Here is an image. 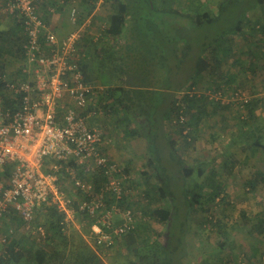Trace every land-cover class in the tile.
Returning a JSON list of instances; mask_svg holds the SVG:
<instances>
[{"label": "built area", "instance_id": "1", "mask_svg": "<svg viewBox=\"0 0 264 264\" xmlns=\"http://www.w3.org/2000/svg\"><path fill=\"white\" fill-rule=\"evenodd\" d=\"M41 1L0 2V17L14 18L27 39L21 78L4 80L0 91V229L18 218L42 244L49 233L39 214L53 208L62 232L77 231L102 258L148 222L129 170L111 157L112 140L91 122L102 119L106 88L88 81L81 42L87 36L98 41L109 26L80 21L72 7L74 29L59 38L40 13ZM185 93L190 89L179 99ZM211 98L243 107L249 102L240 91L228 102L223 92ZM9 237L0 235V243L8 246Z\"/></svg>", "mask_w": 264, "mask_h": 264}, {"label": "rangeland", "instance_id": "2", "mask_svg": "<svg viewBox=\"0 0 264 264\" xmlns=\"http://www.w3.org/2000/svg\"><path fill=\"white\" fill-rule=\"evenodd\" d=\"M111 1L73 0L70 4V0H68L65 6H56L57 15L60 10L62 17L59 23V25H62L61 29L63 31L74 29L70 18L72 7H76L85 19L94 18L95 16L105 19L113 18L115 12L111 7ZM220 1L222 0H154L159 9L164 6L166 10H179L183 12V16L187 15L189 11L194 13L197 9L215 13V15L220 16V19L212 26L198 28L189 18L187 19L183 16L177 18L176 15L174 16L169 12H160L156 15L157 31L161 35L163 34L165 39L161 37L160 40L157 36L153 37L152 26L147 28L149 23L143 29L139 26H134L136 28H133L132 33L135 34L138 40L144 42L135 41L136 47L140 46L138 50L143 51L140 54L133 51L131 53L144 66H156V70H159V80L163 82L161 86L159 83L158 89H163L161 87L168 88V86L177 84L185 78L188 75L186 65L191 58L194 59L197 56V49L208 43H212L210 46L215 47V40L224 41L225 39L222 38L233 34L234 32L231 33V31L235 29L240 21H243L241 26L245 30V36L239 41L241 47L244 48L240 55L244 53L250 43H252V46L264 45V5H259L258 0H226L224 2V10L220 12L218 9ZM109 22L111 21L109 20ZM48 23L51 24L52 22L49 20ZM63 23L67 24L68 28L63 26ZM102 23L105 22L98 21L95 23L96 28L101 27ZM0 24L11 26L12 19L5 16L0 17ZM55 33L58 34L57 32ZM116 35L117 29L115 26L112 36ZM139 35L144 38L146 35L149 36L144 40L141 37L139 38ZM127 41L126 37L118 36L107 40L105 45L109 46L112 44L119 50L122 48L125 50L124 46L126 47ZM237 47L240 48L239 46ZM188 48L190 49L187 50ZM250 48V51L255 56L256 52L253 51L255 48ZM172 49H176V54L172 53ZM233 59H235L234 55L223 62L222 70L227 74V77L237 73L236 71L238 70H242L243 74L251 70V67L248 68V64L243 65L242 68L240 62L239 64H234ZM23 60L13 54L5 53L0 55V73L4 74L3 80H19L21 78L20 71L24 63ZM86 63V71L90 81L101 84L106 90L110 84L109 78L113 76V73H115L116 79L120 77L117 76L118 69H120L118 66H115L111 73L110 69H108L109 66H106L104 61H101L100 65L94 60ZM210 65H213V63L210 62ZM174 67H177V69L173 70ZM238 75L240 76V74ZM255 77V80L252 79L255 86L248 80H240L243 78V76H240L239 80L226 86L227 90L223 93L225 101L228 102L235 92L240 91L249 100L247 105L244 107L242 103L236 106L231 105L228 110H217L215 116L210 114L196 129L194 145L188 146L186 151L180 150L190 166L196 167L199 163L205 162L210 167L209 171H212L211 173L214 172L210 182L213 190H205L206 194H212L215 188L224 189L220 199L213 202L208 200V198H202L201 201L204 206H207V212L200 211L188 221L189 235L187 239L190 257L187 262L191 264H200L201 259H207L209 264H264V234L250 228L251 225L259 221L260 218L257 217L262 216L264 219V183L254 192H251L246 184L258 173L264 174V153L253 145L257 140V134H259L255 126L264 127V79L260 81V77ZM195 79H197L196 82L200 87L198 89L199 93L201 92L200 90H204L209 85L208 81L214 80L208 73H205L204 78ZM230 80H232L231 77ZM254 96H259L257 98L259 101H256ZM179 98L180 96L177 97V100H180ZM255 108H258L256 113ZM124 117L123 111L114 112L111 115H107L104 112L101 120L92 119L91 122L94 121L96 127L101 128L112 140V146L109 150L111 157L129 170L133 180L132 186L140 194L136 198L144 199L143 201H140L142 200L140 198L138 199V202H142L141 208L144 210L148 207L150 201L143 197L147 189L143 174H151L154 170L148 164L150 155L144 136L145 130H142L135 122L130 127L125 122ZM168 126L166 130L168 137H175L173 133L176 127L172 126L169 128ZM133 128L138 132V134L136 133L137 136L131 133ZM183 141L180 137V146L184 145ZM151 182L154 185H159L156 176L152 178ZM206 183L210 185L208 182ZM172 187L176 190L175 186L172 185ZM176 194H180L178 190ZM176 197L180 198L179 196ZM151 204L150 209L152 210L166 207L167 205L166 202L158 201L154 198ZM242 212H245L248 221L242 218ZM145 216L148 217L150 223L157 225V217ZM210 217L220 220V223L225 226L221 232L212 226L205 225L206 218L209 219ZM46 220L44 219L42 223L46 226L50 237H48V241L42 244H36L32 235L25 231L24 224L18 218H12L10 221L5 222L0 229V235L9 234V239L11 240L14 237L23 243L28 242L42 246L45 250L55 249V247L61 248L63 246L62 241L54 234L55 232L50 230ZM10 231L13 233L11 234ZM74 232L76 231L70 232V236H67L70 238ZM223 244L225 245L224 247L222 246ZM255 245L259 246L260 253L251 257L250 260L251 249L249 250V248ZM4 247L6 246L0 243V254L3 253ZM129 251L132 253L133 249L128 250L120 247L117 256H113V253H106L102 256V260L105 264H129V260L132 259L129 256Z\"/></svg>", "mask_w": 264, "mask_h": 264}, {"label": "trees", "instance_id": "3", "mask_svg": "<svg viewBox=\"0 0 264 264\" xmlns=\"http://www.w3.org/2000/svg\"><path fill=\"white\" fill-rule=\"evenodd\" d=\"M72 1L70 0V4ZM224 2L226 0L220 1L218 5L220 12L224 10ZM258 3L263 6L264 0H258ZM111 7L115 12L113 18L105 19L100 16L93 18L94 24L101 21L109 26L108 30L103 32L104 38L102 37L95 42L92 37L87 36L81 42L83 53H86L82 66L86 75V62L92 60L97 61L98 65L101 64V61H104L106 66H109L108 69L111 73L115 66L120 68L117 73V76H120L119 79H116L115 73L109 78L110 84L102 99V110L107 115L123 111L125 122L130 127L137 123L142 130H145L144 136L150 155L148 164L154 171L151 174H143L145 184H147L143 197L150 201L143 213L150 215V217H157V225H153L150 221L139 224L132 233L124 236L109 253L117 256L120 247L128 250L133 249L132 253L129 251V256L132 258L129 260V264H191L187 262L190 257L187 239L189 235L188 221L200 211L207 212V206H204L201 201L202 198H208L213 202L220 199L224 189L214 187L212 194H206L205 190L212 189L210 182L214 172L209 171L210 167L205 162L199 163L196 167L190 166L180 150L186 151L188 146L194 145L196 129L204 119H207L210 114L215 116L219 109L228 110L231 107V104L212 99L211 95L218 92L225 93L224 86H229L232 83L231 76L227 77V74L222 70V65L231 56L230 45L241 34L243 21H240L235 29L231 31V33L234 32L233 34L222 38L225 39L224 41L215 40V47L210 46L212 43H208L197 49V56L194 59L191 58L186 65L188 75L185 78L177 84L168 86V88L161 87L163 89H158L159 83L160 86L163 83L160 82L158 77L159 70H156L155 65H151V67L150 65L144 66L131 53L133 51L140 54L143 51L138 50L140 46L136 47L135 41L142 40H138L135 34L132 33L133 28L139 26L143 29L149 23L147 28L152 26V36L165 39L164 35L157 31L156 15L160 12H169L179 18L183 16V12L175 9L166 10L164 6L159 9L154 0H112ZM183 17L189 18L198 28L212 26L220 19V16L215 15V13L201 9L195 10L194 13L189 11ZM79 20H85L81 12H79ZM115 26L117 35L112 36ZM118 36L127 38L126 47L124 46L125 50L123 48L119 50L112 44L105 45L107 40ZM148 36L146 35V37ZM138 37L144 40L146 38L140 35ZM26 41L27 39L23 35L19 24L16 30L1 31L0 55L13 54L25 61L24 46ZM172 50V53L176 54V49ZM125 54L127 55L125 56ZM163 58L165 59L164 56ZM210 62L213 65H210ZM174 69H177V67H174ZM205 73H208L214 80L208 81L209 85L204 90H200L199 93L198 89L200 87L195 78H204ZM3 77L4 74L0 73V91L5 86ZM87 78L90 81L88 75ZM188 89L191 93H185L180 100H177L179 94L186 92ZM181 116L185 118L184 123L180 122ZM246 123L248 124V122ZM167 125H169V128L176 127L173 133L175 137H168L166 133ZM131 133L134 136L138 134L135 128L131 129ZM258 133V138L253 145L264 153V131L259 129ZM180 137L184 140L183 146L179 144ZM155 176L159 181V185H154L151 182ZM195 176L196 178H194ZM262 183H264L263 173H258L246 182L251 192L256 191ZM172 185L175 186L176 190ZM177 190L180 193L179 195L176 194ZM153 198L166 202V207H159L156 210L150 209ZM241 215L245 221H248L245 212H242ZM257 218H260L259 221L256 225H251L250 228L264 234V219L262 216ZM44 219H47L46 224L62 241L63 246L61 248L54 246L55 249L45 250L42 246L28 242L23 243L13 237L0 255V264H105L80 233L76 231L69 238L62 232L59 226L61 218L53 208L39 214V222L42 223ZM205 223L206 226H212L220 232L225 227L220 223V220L213 217L206 218ZM200 264L209 263L207 259H201Z\"/></svg>", "mask_w": 264, "mask_h": 264}, {"label": "crops", "instance_id": "4", "mask_svg": "<svg viewBox=\"0 0 264 264\" xmlns=\"http://www.w3.org/2000/svg\"><path fill=\"white\" fill-rule=\"evenodd\" d=\"M4 0H0V2H3ZM82 1V0H81ZM56 6H59L57 4V0H42L40 2V13L42 14L43 18L45 19L46 25L54 32H57L58 37L59 38H63L65 37L68 33H70V29H66V31H63L61 28L62 25H59L62 17H61V13L60 10L58 11V15H57V8H55ZM54 9L55 11L49 12V10ZM60 14V15H59ZM10 18V17H7ZM58 18V19H57ZM12 19V18H11ZM58 21H57V20ZM52 22L51 24H49L48 22ZM63 26L67 27V24L63 23ZM16 28H18V22L13 18L12 19V25H7V26H3L2 24H0V32L1 31H12V30H16ZM18 30V29H17ZM61 35V36H59ZM245 36V30L242 29L241 34L236 37L235 41L233 44L230 45V48L232 50L231 56L234 55L235 59H233V63L234 64H239V62L241 63V68L243 67V65H247L248 64V68L251 67L250 71L244 72L242 70H238L236 71L237 73L235 74H231V79L234 80L232 82H236L237 80H239L240 76L243 78L240 80H248L251 84L255 83L253 82V80H255V76L260 77V81H262L264 79V45L263 44H259L257 46H252V43H250L249 46L246 47V49L244 50V53L241 54V52L243 51V47H241V44L239 43V41H241V38ZM227 45V44H225ZM237 46H239L240 48H238ZM250 47H254L255 50H253L254 52H256V55L254 56L253 53L250 51ZM238 49V52H237ZM237 53V54H236ZM242 59V60H240ZM240 74V76L238 75ZM239 76V77H238ZM250 76H252V78H250ZM253 79V80H252ZM228 86V85H227ZM227 90V87L224 86ZM229 90V89H228ZM259 96H254V98L257 100ZM258 112V108H255V113ZM254 113V112H252ZM256 130L261 129V131H264V127L263 128H259L258 125L255 126ZM257 138H258V134H257ZM256 223H254L253 225H255ZM251 227V226H250ZM74 231V230H73ZM72 232V231H71ZM251 249V250H250ZM249 250L250 252V260L251 257H254L256 254L260 253V249L258 245L255 246H250ZM1 255V254H0Z\"/></svg>", "mask_w": 264, "mask_h": 264}]
</instances>
